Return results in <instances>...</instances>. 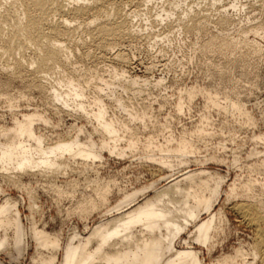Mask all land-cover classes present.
I'll return each mask as SVG.
<instances>
[{
    "label": "bare ground",
    "instance_id": "6f19581e",
    "mask_svg": "<svg viewBox=\"0 0 264 264\" xmlns=\"http://www.w3.org/2000/svg\"><path fill=\"white\" fill-rule=\"evenodd\" d=\"M158 1L162 3L161 10L155 14L161 22L173 15L175 7L180 5L171 2V7H168L166 0H0V71L7 74L9 79L15 80L24 79L30 73L34 80L39 81L37 86L42 91L49 90L53 101L61 102L63 108L71 107L79 111L92 123L93 131L84 140L77 134L59 137L49 143L46 142V136L37 130L35 123L36 116L45 123H49L48 119L37 113L23 114V119H17L14 127L3 131L4 139L0 137L2 178L17 187H24L22 176L25 174L52 178L67 171L75 163L82 171H87L98 160L103 159L104 152L125 156L128 151H139L142 158L153 162L161 170L167 169L171 172L190 164L189 156L198 151V146L186 133L179 138L172 134L164 136L163 142L155 133L142 139L130 122L139 119L146 126L145 114H130V121L108 115L104 92L112 84L125 81L126 84H122V87L129 91L136 90V86L141 81L145 83L147 79L126 78L128 75L125 68L118 70L114 67V73L120 76L115 80L113 75L109 79L104 74L97 73L100 85L96 86L93 99L87 101L88 95L81 76L70 65L72 53L80 45H86L89 37L100 49V57L113 52L112 57L116 63L129 65L132 58L126 50H115L119 44L117 38L142 37L137 18L147 15L150 9L148 5ZM129 5L131 6L128 9H124V6ZM140 6H146L144 13L137 9ZM183 12L185 16L179 17L182 25L179 31L193 28L202 30L212 19L209 14L193 10L192 6ZM135 19L138 21L135 22ZM231 21L224 14L217 18V23L224 26ZM167 26H171V23ZM259 28L262 27L254 26L250 30L258 32ZM158 35L155 42L161 40L157 39ZM145 36L149 37V34ZM224 39L218 45V51L222 53H240L244 57L260 51L257 42L252 44L237 36ZM210 41L219 40L214 38ZM243 49H246L245 53ZM86 54L89 55L90 52ZM159 83L161 79L156 80V84ZM187 94L189 100H192L197 93L194 89H188ZM203 96L207 106L221 105L216 95L203 93ZM114 100L119 108L127 106L120 97H115ZM181 104L179 102L178 105ZM230 106L245 116L248 123L251 122V117L239 102L231 101ZM206 123L207 120H203L201 124L204 126ZM162 126L167 128L168 124L164 123ZM82 130L81 127L80 131ZM92 134H97L99 140L94 139ZM203 134L204 128L200 129L198 137ZM211 159L217 157L211 156ZM164 176L160 179H169L165 186L156 187L157 182H153L132 191L123 190L121 198L113 206L108 205L111 192L109 184L95 188L93 195L78 203L75 209L78 210L77 213L86 218L104 205L107 206L106 213L110 215L117 211V214L99 221L84 235L77 231L71 234L70 240L62 248L60 264H204L202 250H198L193 243L207 247L208 253H212L215 241L220 238L215 240L220 230L224 229L220 225L223 214L221 208L215 211L214 207L221 196L224 177L204 168L191 170L184 167L177 177ZM256 181L244 182L239 188L241 191L238 189L239 185L236 186L237 182H234L228 188L229 191L225 192L227 201L236 199L241 193V197L249 205L247 203L246 207H239V204L236 210L242 214L250 213L253 216L251 222L258 226V222L264 221V201L252 194L257 186L264 192V179ZM26 188L25 186L24 189ZM148 188H155L153 195H146ZM17 204L18 201L11 196H5L0 203V250L13 245L15 251L22 254L27 249V243L25 226L19 210L16 209ZM204 213L208 214L206 218H202ZM31 224L29 233L38 250L32 258L33 264H54L57 250L61 248L58 234L40 229L33 222ZM190 226H193L192 231ZM184 232L189 233V239L180 237ZM190 238H193L192 241ZM260 238L249 252L243 250L242 246L234 254L217 256L207 264H256L257 261L264 264V232L260 233ZM178 239H181L184 247H177ZM45 249L53 252L46 255L43 251ZM250 256L252 260L249 259ZM0 264H3L1 259Z\"/></svg>",
    "mask_w": 264,
    "mask_h": 264
},
{
    "label": "rangeland",
    "instance_id": "374dc122",
    "mask_svg": "<svg viewBox=\"0 0 264 264\" xmlns=\"http://www.w3.org/2000/svg\"><path fill=\"white\" fill-rule=\"evenodd\" d=\"M171 2L180 5L175 7L174 14L165 21L161 22L155 14L161 10L160 1L150 3L148 14L139 16V21L135 19L140 26L142 37L117 38L119 44L115 50H126L132 58L129 65L116 63L112 57L113 52L100 57V49L90 37L86 45H80L79 49L72 53L70 65L76 70V74L81 76L88 95L87 101L93 99L96 86L100 85L97 73L104 74L109 79L113 75L115 80L120 76L114 73V67L118 70L125 68L128 75L126 78L147 79L145 83L141 81L136 90L125 91L122 87V84H126L125 81L112 84L111 88L104 92L108 115L130 121V114H145L146 126L139 119L130 122L142 139L155 133L163 142L164 136L172 134L179 138L181 134L186 133L198 146V151L189 156L191 162L187 167L183 166L184 169L204 168L224 177L221 196L214 207L215 211L222 209L224 218V221L223 218L220 220L221 229H224L220 230L215 240L220 238L215 241L212 253H208L207 247L193 243L198 250H202L201 258L204 264H207L217 256L234 254V251L242 246L243 250L249 252V249L260 241V233L264 232V221L261 222L263 225L258 222L256 226L257 223L251 222L253 216L250 213L245 215L236 210L237 205L246 207L248 203L241 197V193L236 199L227 201L225 192L229 191L228 188L234 182H237L239 189L244 182L264 179V0H166L165 4L171 7ZM130 6H124V9ZM191 6L193 10L209 14L212 19L202 30L193 28L179 31L182 26L179 17L185 16L183 11ZM137 9L144 13L146 6ZM220 14L228 16L232 23L226 26L218 24L217 18ZM170 23L171 26L168 27ZM254 26L263 29L259 28L258 32L250 30ZM148 34L149 37L145 36ZM156 35L157 39H161L158 42H155ZM166 35L168 36L165 38ZM234 36L252 44L257 42L260 51L244 57L240 53L233 55L230 52L218 51L222 39L227 40ZM214 38L219 41H210ZM245 51L246 49H243V53ZM87 52L92 55H87ZM3 62L6 65V61ZM159 79L161 83L156 84ZM38 82L30 73L24 79L15 80L9 79L7 74L0 71L2 139L5 137L2 136L3 131L14 127L16 120H22L23 114L28 112L48 119L49 123H45L36 116L35 123L37 130L46 136V142L49 143L59 137L77 134L84 140L93 132L92 123L79 111L71 107L63 108L61 102L53 101L49 90L42 91L37 86ZM188 89H194L197 93L192 100H189ZM203 93L216 95L221 105L207 106ZM115 97L122 98L127 106L119 108ZM231 101H237L245 108L251 117L250 123L245 116L230 106ZM179 102H182L180 106ZM203 120H207L204 126L201 124ZM164 123L168 124L167 128L161 127ZM202 128L205 134L198 137ZM92 135L94 139L99 140L97 134ZM258 136L262 138H257ZM211 156H216L217 159H211ZM180 168L174 172L161 170L153 162L142 158L139 151H128L125 156L104 152L103 159L98 160L95 166L87 171H82L75 163L68 167L67 171L52 178L25 174L22 180L26 189L25 186L17 187L0 176V203L5 196H11L18 201L16 209L19 210L25 226L27 243V249L25 248L22 254L15 251L13 245L0 250L1 261L3 264H33L32 258L38 251L29 233L33 222L40 229L58 234L61 248L57 250L54 264H60L62 248L75 231L84 235L99 221L117 214V211L111 212L113 214L110 215L106 213L107 206L104 205L86 218L77 213L78 210L75 209L78 203L93 195L95 188L109 184L111 192L108 205L113 206L121 198L123 190L132 191L149 186L153 182H157L156 187H163L169 179L160 178L164 175L177 177L181 174ZM154 192L155 188H148L146 195H153ZM252 195L264 201V192L259 186ZM241 203L244 204L241 206ZM206 214H202V218H206ZM189 228L190 231L193 230V226ZM188 234L184 232L180 237L189 239ZM180 240L176 243L179 248L184 247ZM43 251L48 255L52 250ZM249 259L252 260V256ZM257 263L261 264L258 261Z\"/></svg>",
    "mask_w": 264,
    "mask_h": 264
}]
</instances>
